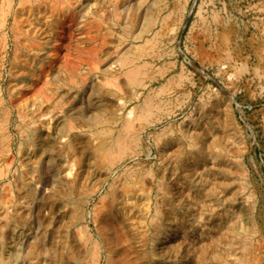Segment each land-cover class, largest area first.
I'll list each match as a JSON object with an SVG mask.
<instances>
[{
    "label": "rangeland",
    "instance_id": "1",
    "mask_svg": "<svg viewBox=\"0 0 264 264\" xmlns=\"http://www.w3.org/2000/svg\"><path fill=\"white\" fill-rule=\"evenodd\" d=\"M111 1L3 79L0 264H264V0Z\"/></svg>",
    "mask_w": 264,
    "mask_h": 264
},
{
    "label": "bare ground",
    "instance_id": "2",
    "mask_svg": "<svg viewBox=\"0 0 264 264\" xmlns=\"http://www.w3.org/2000/svg\"><path fill=\"white\" fill-rule=\"evenodd\" d=\"M85 3L86 0H0V94L3 92L4 77L6 80L4 88L9 100H11L10 96L12 98L18 94L20 96L21 90L32 84V79L44 71L46 64H49L56 55V51H53L52 39L55 30L65 20V14L67 12L70 14L75 8L77 10L84 8ZM56 67L61 69L59 65H54L48 68V72ZM14 106L18 113H21L24 103H17ZM7 109L4 118L9 123L12 110ZM5 128L8 130L7 126Z\"/></svg>",
    "mask_w": 264,
    "mask_h": 264
}]
</instances>
